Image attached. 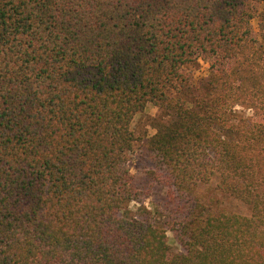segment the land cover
Returning <instances> with one entry per match:
<instances>
[{"label":"trees","instance_id":"1","mask_svg":"<svg viewBox=\"0 0 264 264\" xmlns=\"http://www.w3.org/2000/svg\"><path fill=\"white\" fill-rule=\"evenodd\" d=\"M257 5L0 0V264H264ZM149 105L170 120L137 176ZM214 180L251 214L207 210L194 191Z\"/></svg>","mask_w":264,"mask_h":264},{"label":"rangeland","instance_id":"2","mask_svg":"<svg viewBox=\"0 0 264 264\" xmlns=\"http://www.w3.org/2000/svg\"><path fill=\"white\" fill-rule=\"evenodd\" d=\"M264 28V5L256 6V18L253 21L254 34L259 35L261 28ZM209 65L203 60H199L193 67L192 71L196 81L206 77ZM241 107L237 111L245 114ZM170 116L159 110L153 105H149L146 110L138 114L132 123V129L136 135L135 149L129 158L128 166L133 174L137 176L144 175L145 171L154 166V153L149 148V141L156 133L155 125L160 122H167ZM217 181L214 180L209 184H200L194 191V196L212 213L229 212L242 215H250V208L239 200L228 196L217 189ZM146 207L151 208V200L145 202ZM139 205L132 204V215H138ZM169 243L174 249L178 244L173 239V234L168 233Z\"/></svg>","mask_w":264,"mask_h":264}]
</instances>
